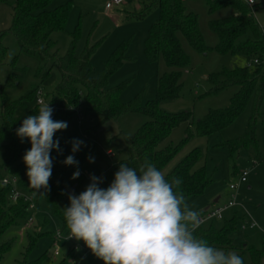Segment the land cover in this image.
I'll use <instances>...</instances> for the list:
<instances>
[{"label": "rangeland", "instance_id": "1", "mask_svg": "<svg viewBox=\"0 0 264 264\" xmlns=\"http://www.w3.org/2000/svg\"><path fill=\"white\" fill-rule=\"evenodd\" d=\"M14 0L0 3V31L6 30L12 23V4ZM71 10L64 30L56 31L51 39L56 42L58 53L63 56L69 50L73 36L75 39V54L80 57L90 48L91 69L88 76L96 79L111 54L120 46L125 48L123 64L109 77V86L120 88V99L123 103L136 101L145 107L150 100L157 96L158 78L171 69L163 58L150 62L145 55V39L152 24L159 17V6L153 0H124L122 4L106 8L107 0H71ZM188 11L198 17L199 29L208 49H194L188 40L179 33L181 45L190 58L189 65L181 70L182 90L180 96L165 100L160 107L170 113L188 111L192 113L191 121L183 122L175 127L169 137L160 147L184 143L179 153L163 169L164 176L193 150L199 149L201 157L196 167H204L211 183L205 191L197 196L185 198L188 208L197 213H205L216 206H223L233 200L235 204L228 207L221 218L214 217L206 221L203 227L214 226L219 229L225 221L234 216L238 219L236 230L232 234L234 247L218 248L226 253L235 251L243 264H253L252 250L264 249V98L260 105L256 104L253 96L245 109L226 128L207 136H201L196 129V122L203 118L210 109L225 108L230 105L231 98L238 86H230L215 91V85L209 80L217 74V80L223 81V71L234 67L255 69L254 61L264 62L262 56H241L231 53H221L217 49L219 36L211 28L210 22L235 15L237 12L231 5L209 10L206 0H184ZM67 0H54L51 7L66 3ZM264 37V0H256L250 6ZM8 47L3 64H0V106L3 104L2 90L8 101H17L30 91L36 90L33 98L25 105L18 107L16 113L22 122L29 116L30 111L38 106L42 99L55 113L58 110H70L65 100L51 101L52 93L61 81L60 70L53 66L49 74L39 71L40 63L36 57L20 52L15 39L8 35L4 39ZM255 108L260 116L256 120V136L258 147H245L230 152L222 144L239 138L247 130ZM71 111V110H70ZM1 113V110H0ZM148 117L141 112H128L119 118L102 122V117H90L76 112L68 123L67 130L59 139L63 153L73 155L77 165L62 164L58 167L57 182L65 189L66 195L61 201L62 210L70 206L68 196L79 195L92 182L88 174L107 180L114 179L121 161L128 158L125 151L126 138L136 132ZM1 123V118H0ZM74 139L84 142L80 149L72 152ZM90 155L82 158L84 150ZM112 155L108 154V151ZM78 157V158H77ZM89 157L94 162H89ZM2 158L0 157V163ZM79 170L83 175L72 179L73 173ZM246 171L245 182H240L241 174ZM1 174L7 175L1 171ZM113 176V177H112ZM237 185L231 190L230 185ZM102 186V183L99 185ZM72 193L68 191L72 189ZM219 198L218 202L215 200ZM32 221L29 222V219ZM255 223L251 227V223ZM60 220L52 214L46 201L42 199L36 210H31L29 217L20 220L18 225L10 227L1 236V242H8L10 249L4 255L0 264H23L25 257L28 261H38V264H61L71 243H59V255L54 254L53 238L50 236L61 229ZM41 232L35 245L28 250V234ZM80 243L81 241L75 240ZM68 264H104L94 256L91 250L83 247L77 250L73 258L66 259ZM61 262V263H60ZM264 264V255L261 258Z\"/></svg>", "mask_w": 264, "mask_h": 264}, {"label": "trees", "instance_id": "2", "mask_svg": "<svg viewBox=\"0 0 264 264\" xmlns=\"http://www.w3.org/2000/svg\"><path fill=\"white\" fill-rule=\"evenodd\" d=\"M9 0H0L5 3ZM54 0H14L12 4L11 26L0 31V64L6 56L8 47L4 43L5 37L12 36L20 52L34 56L40 63L39 71L45 70L48 75L50 68L55 66L61 72V81L52 93L51 101L65 100L70 110H58L52 114L55 121H65L67 124L72 120L76 112L90 117H102V122L119 118L128 112H141L149 119L136 132L126 138L125 151L128 158L121 163L135 169L138 173L145 162L153 164L158 170L162 169L179 153L183 142L178 145H166L160 147L171 131L183 122L193 119L188 111L170 113L164 111L160 104L165 100H171L180 96L182 90L181 70L189 65L190 58L184 51L179 33H181L190 45L199 51L208 49L199 29L198 17L194 12L188 11L184 0H153L159 6V17L152 24L148 36L145 39V55L150 62L164 59L171 69L160 75L157 85V96L150 100L145 107L138 105L136 101L123 103L120 99V88L109 86V77L123 64L125 60L124 46L118 47L105 62L100 76L92 79L88 76L91 69L90 57L92 50L86 49L82 56L75 54V37L67 53L61 56L58 53L56 42L51 35L64 30L71 10V0L66 3L51 7ZM209 10L231 5L236 14L212 20L211 28L219 36L217 45L221 53H231L241 56L264 55V37L262 30L251 11L250 5L245 0H206ZM224 80L218 81L217 74L209 77L218 91L230 86H238L237 92L231 98L230 105L225 108L210 109L208 113L196 122L199 135L207 136L229 126L235 118L245 109L249 100L255 96L257 106L264 98V62L257 63L255 69L250 67H234L223 71ZM36 90L30 91L26 96L17 101H8L2 90L3 104L0 106V240L1 236L10 227L18 225L20 220H26L31 210H36L42 199L50 207L52 214L57 217L63 232H69L66 224L64 210L60 203L66 195L65 189L57 182L59 175L58 167L67 156L66 153L51 151L53 158L52 175L49 179L48 189L36 191L29 185L27 167L23 156L30 149V141L25 138L23 142L16 135V129L22 124L16 111L18 107L25 105L27 100L33 98ZM38 104L29 115L38 114ZM260 116L258 108H255L243 136L227 141L222 145L230 152L238 151L245 147H258L256 136V120ZM67 129L57 131L53 139L59 140ZM60 147V144H59ZM88 149L84 150L82 158L90 155ZM201 152L193 150L185 156L168 174L165 179L171 181L179 178L182 183L176 191L183 194L184 198L202 194L211 183L204 167H196ZM78 158V157H77ZM120 166V165H119ZM1 171L7 175L1 174ZM111 175L104 178L102 186L107 188L114 180ZM2 177H16L17 187L24 194L31 196L26 199L21 196L17 201L11 199L12 184H3ZM81 177V176H80ZM78 177V178H80ZM113 177V176H112ZM34 208H31V204ZM203 213V212H201ZM200 212L198 213L201 214ZM238 219L234 216L225 221L219 229L214 226L208 228L198 227L194 235L203 239L215 248H232V234L237 228ZM41 232L35 231L28 234L31 249ZM54 237V233L50 235ZM86 251L90 249L81 241ZM10 249L8 242L0 241V262ZM77 254L73 246L68 249L61 264H68L66 259L73 258ZM264 249L252 250L253 264H261ZM25 257L23 264H38V261H28ZM76 264V263H74Z\"/></svg>", "mask_w": 264, "mask_h": 264}, {"label": "clouds", "instance_id": "3", "mask_svg": "<svg viewBox=\"0 0 264 264\" xmlns=\"http://www.w3.org/2000/svg\"><path fill=\"white\" fill-rule=\"evenodd\" d=\"M53 111L49 103L42 104L38 114L24 118L16 129L21 142L30 141L23 161L29 185L38 192L49 187L51 151L62 153L54 134L68 127L67 122L52 119ZM83 144L74 139L72 152ZM63 163L77 165L78 161L69 155ZM79 175L77 170L72 179ZM91 181L79 195L68 196L70 206L64 208V215L68 239L83 241L104 264H243L235 251L226 253L194 235L199 216L176 191L182 183L179 178L168 181L153 164L145 162L139 173L121 163L107 188L99 186L102 178L93 175Z\"/></svg>", "mask_w": 264, "mask_h": 264}, {"label": "built area", "instance_id": "4", "mask_svg": "<svg viewBox=\"0 0 264 264\" xmlns=\"http://www.w3.org/2000/svg\"><path fill=\"white\" fill-rule=\"evenodd\" d=\"M124 0H107L106 2V8L110 9L112 8L113 6H116V5H120L123 3ZM250 6H252L253 4H250L249 3V0H245ZM255 4V3H254ZM255 64L259 63V60L256 59L254 61ZM252 65V63H250L248 65V67H250ZM38 104L42 105L44 104V101L42 99H39L38 100ZM108 154L112 155V152L109 150L107 152ZM83 174L80 172V176H82ZM246 177H247V172L244 171L241 176H240V182H245L246 181ZM88 178L91 179V175L88 174ZM1 182L3 184H12L13 185V188L11 190V199L13 201H17L21 196H25L26 199H31V196L29 195H24L17 187V178L16 177H2L1 178ZM237 185H230V189L233 190L236 188ZM235 204V202L233 200H230L228 201V203H226L225 205L223 206H216L215 208H213L212 210H206L205 213H201L199 214V227L204 225V223L214 217H218V218H221L222 215H223V212L228 208V207H231ZM31 208H34V204L32 203ZM32 221V218L29 219V222ZM256 224L253 222L251 223V227H254ZM70 235V231L69 232H63L61 229H57L56 232L54 233V237H53V246L55 248L54 250V254L55 255H59V243L61 241H64V242H68V243H71L74 248L75 251L79 250L80 248H82L83 246L80 244V243H77L75 242V239L74 238H70L68 239Z\"/></svg>", "mask_w": 264, "mask_h": 264}, {"label": "water", "instance_id": "5", "mask_svg": "<svg viewBox=\"0 0 264 264\" xmlns=\"http://www.w3.org/2000/svg\"><path fill=\"white\" fill-rule=\"evenodd\" d=\"M74 188H75V187H73L72 189H70L68 192H69V193H72L73 190H74ZM218 200H219V198H217V199L215 200V202H218Z\"/></svg>", "mask_w": 264, "mask_h": 264}]
</instances>
